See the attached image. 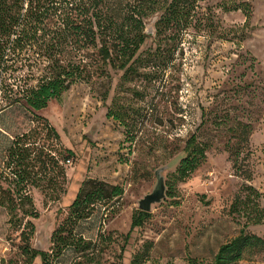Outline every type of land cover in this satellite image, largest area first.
Here are the masks:
<instances>
[{
  "label": "rangeland",
  "instance_id": "1",
  "mask_svg": "<svg viewBox=\"0 0 264 264\" xmlns=\"http://www.w3.org/2000/svg\"><path fill=\"white\" fill-rule=\"evenodd\" d=\"M220 1L200 2L204 10L214 7L213 36L207 27L188 29L181 39L158 37L150 18L127 77L108 68L40 110L20 103L0 110V264H41L24 247L51 251L53 232L87 178L124 193L75 224L73 234L94 245L87 254L67 247L52 264H131L138 254L141 264H190L192 258L209 264L246 221L229 214L235 195L251 185L264 207V0H248V19L241 10L224 12ZM192 134L205 156L179 181L174 172ZM13 144L25 153L22 164L10 157ZM19 166L29 167L32 177L28 215L3 205L2 190L14 179L10 167ZM159 169L165 196L126 240ZM24 227L32 232L28 238ZM245 231L264 238V222ZM238 264H264V251Z\"/></svg>",
  "mask_w": 264,
  "mask_h": 264
},
{
  "label": "trees",
  "instance_id": "2",
  "mask_svg": "<svg viewBox=\"0 0 264 264\" xmlns=\"http://www.w3.org/2000/svg\"><path fill=\"white\" fill-rule=\"evenodd\" d=\"M202 1L205 0H0V110L15 103L40 110L71 86L89 83L95 74H104L108 68L123 71L127 77L139 58L137 53L147 37L146 21L150 18H154L158 37L181 39L188 29L201 32L207 27L208 35L213 36L217 22L214 7L208 3L204 10ZM216 6L224 12L241 10L246 19L251 12L248 0H221ZM33 79L36 84L31 83ZM12 146L10 157L22 164L21 159L26 157L23 149L17 147L20 151L16 153L15 144ZM66 153L64 160L69 161L71 151ZM183 153L174 172L179 181L187 179L205 156L195 134L187 139ZM10 168L14 179L2 190L6 196L3 205L9 212L21 210L28 215L24 205L31 204L26 193L32 178L30 169ZM123 193L119 185L95 178L83 180L66 219L53 232L51 251L24 247L30 261L39 257L41 264H52L67 247L87 254L94 245L73 234L75 224L88 218L96 205L107 209L118 202ZM261 195L251 185L235 195L229 214L246 221L238 235L218 247L209 264H238L264 251V238L245 231L249 224L264 222ZM149 214L138 210L133 215L126 240ZM31 233L25 227L21 231L24 238ZM141 263L139 254L131 262ZM189 263L199 264L194 258Z\"/></svg>",
  "mask_w": 264,
  "mask_h": 264
},
{
  "label": "water",
  "instance_id": "3",
  "mask_svg": "<svg viewBox=\"0 0 264 264\" xmlns=\"http://www.w3.org/2000/svg\"><path fill=\"white\" fill-rule=\"evenodd\" d=\"M156 183L153 190L144 195L142 199L139 200L138 207L139 210L149 212L151 205L158 203L165 196V183L164 177L162 175V169H159L155 172Z\"/></svg>",
  "mask_w": 264,
  "mask_h": 264
}]
</instances>
